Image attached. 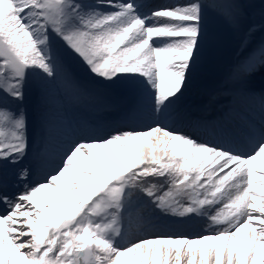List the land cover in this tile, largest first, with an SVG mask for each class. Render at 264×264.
Masks as SVG:
<instances>
[{
    "label": "snow or ice",
    "instance_id": "snow-or-ice-1",
    "mask_svg": "<svg viewBox=\"0 0 264 264\" xmlns=\"http://www.w3.org/2000/svg\"><path fill=\"white\" fill-rule=\"evenodd\" d=\"M255 7L0 0V264H264V88L253 85L264 73V38H254ZM210 21L240 35L233 104L185 130L177 104ZM90 80L132 90L123 123L76 118ZM32 83L41 92L38 135L23 107ZM147 213L203 224L195 235H138Z\"/></svg>",
    "mask_w": 264,
    "mask_h": 264
},
{
    "label": "rangeland",
    "instance_id": "rangeland-1",
    "mask_svg": "<svg viewBox=\"0 0 264 264\" xmlns=\"http://www.w3.org/2000/svg\"><path fill=\"white\" fill-rule=\"evenodd\" d=\"M169 1L148 0V3L150 6H160L175 2V0ZM251 2L256 5L251 20L257 25L254 38L259 40L264 38V31H261V28L264 27V15H262L264 9L260 6L261 0H251ZM209 33L210 39L205 45L187 91L177 104V108L183 115V121L176 126L183 127L185 130L204 123H211L205 121L210 114L219 116L217 120L221 119L233 104L230 95L232 85L228 77L237 59L240 35L216 21H210ZM71 63L79 78L88 79V74L81 64L75 61ZM90 82L93 85V94L86 103L76 109V118L82 123L104 128L115 127L123 123V117L134 100L132 90L123 83L120 86L121 92L116 93V89H113L112 86L110 88L103 87L98 85L102 83H97L95 80H90ZM253 85L256 89L264 88V73H257L253 77ZM40 96L39 86L32 83L23 104L28 112L30 123L37 124L33 129L30 127L34 135H38L39 131ZM147 214L150 216V223L145 228L137 230L138 235L177 232L195 235L201 231L203 224L202 221L180 224L159 213Z\"/></svg>",
    "mask_w": 264,
    "mask_h": 264
},
{
    "label": "bare ground",
    "instance_id": "bare-ground-1",
    "mask_svg": "<svg viewBox=\"0 0 264 264\" xmlns=\"http://www.w3.org/2000/svg\"><path fill=\"white\" fill-rule=\"evenodd\" d=\"M170 1H171V0H170ZM170 1H169V2H170ZM152 4H153V3H152ZM224 114H225V113H224ZM218 117H219V116H218Z\"/></svg>",
    "mask_w": 264,
    "mask_h": 264
}]
</instances>
